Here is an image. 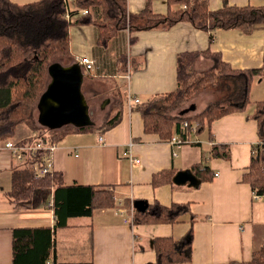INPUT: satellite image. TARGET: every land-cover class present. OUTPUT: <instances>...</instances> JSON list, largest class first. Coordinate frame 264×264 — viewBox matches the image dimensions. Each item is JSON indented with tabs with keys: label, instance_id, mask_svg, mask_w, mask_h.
Returning a JSON list of instances; mask_svg holds the SVG:
<instances>
[{
	"label": "crops",
	"instance_id": "crops-1",
	"mask_svg": "<svg viewBox=\"0 0 264 264\" xmlns=\"http://www.w3.org/2000/svg\"><path fill=\"white\" fill-rule=\"evenodd\" d=\"M12 1L28 3L38 0ZM148 1L127 0L128 10L138 13ZM150 1L156 13L168 12L167 0ZM227 1L237 5L264 4V0ZM208 2L209 8L214 10L220 8L224 0ZM70 32L73 55L90 56L97 65L93 73L83 68L84 75L90 79L88 83L83 82L82 88L90 100L92 116V108L103 109L108 103L106 100H109L108 112L98 123L103 124L108 116L116 112L117 108L113 106L115 90H119L123 97L122 115L116 125L104 132L99 125L96 126L97 121L93 118L96 124L91 129L70 131L57 140L52 170L62 174L65 185L111 186L115 204L94 209L90 217L71 218L70 226L57 232L50 261L54 263V254L56 264H236L252 259L254 248L264 244V196L254 198L251 184L243 180L249 169L253 145L259 141V124L252 117L255 103L229 112L201 130L192 131L191 142L174 145L169 142L170 137L164 139L145 130L142 114L137 105L129 103V95L144 102L155 94L174 91L177 88V56L183 51L210 48L220 52L223 59L235 68L262 66L261 61H240L239 55L232 50H252L256 47L254 42L264 47V25L257 24L250 30L217 29L212 43L209 32L189 21H180L169 28L133 33L122 29L104 48L95 45L98 30L93 24L73 25ZM131 36H136L133 44L129 42ZM112 45L119 50L116 57L111 52L106 53ZM127 45V63L122 64L119 56ZM224 49L229 53H225ZM212 64L208 56L200 55L194 69L203 72ZM128 73L131 74L129 80L125 78ZM99 83L106 88L94 85ZM95 102H100L99 106H93ZM191 105L194 108L188 113L194 115L192 112L196 104L191 103L185 108ZM26 127V124L18 126L15 141L35 134ZM175 133L178 134L174 131L172 136ZM99 134L105 136L104 143L98 142ZM213 143L229 144L230 158L211 156ZM128 148L140 158V163L132 166L130 158L124 155ZM19 163L10 149H0V264H14L15 227L54 223L52 189L36 191L35 196L25 203L14 201L9 195L13 168ZM195 164H208L216 175L204 181L197 176L199 183L196 186L189 182H168L157 186L152 183L156 172L170 168L176 172L190 170ZM136 200L150 204L159 201L164 205L188 203L190 212L185 214L183 221L176 223L136 224L130 216L131 208L137 209ZM79 219L81 221L76 222ZM191 227L192 259L159 263L154 238L169 236L181 239ZM71 255L78 260H67Z\"/></svg>",
	"mask_w": 264,
	"mask_h": 264
},
{
	"label": "trees",
	"instance_id": "trees-1",
	"mask_svg": "<svg viewBox=\"0 0 264 264\" xmlns=\"http://www.w3.org/2000/svg\"><path fill=\"white\" fill-rule=\"evenodd\" d=\"M167 1L168 12L159 14L153 10L150 0L138 13L128 10L127 0H38L28 3L0 0V140L13 138L20 124H26L35 134L17 142L33 144L39 140L57 141L70 131H84L96 124L84 127L70 124L62 128H50L38 122V101L50 80L48 66L55 61H75L71 52L70 30L73 25L93 24L98 30L97 44L103 47H107L122 29L133 33L153 28H169L180 21H189L197 28L209 32L211 43L217 29L250 30L256 24L264 25V4L237 5L224 0L220 8L213 10L209 8L208 0ZM83 9H88L89 12L80 14ZM68 12L73 19L66 18ZM135 41L136 36H131L130 44ZM200 55L210 56L214 63L210 69L197 76L194 65ZM119 61L127 63V55L120 54ZM263 74L264 64L254 68H235L223 59L220 52L210 48L205 51H183L177 56V88L172 92L155 94L144 102H132L131 105H137L147 132L157 133L164 139L171 138L174 131L183 136L185 133L181 124L185 121L190 125L197 122L198 131L229 112L244 109L249 103L251 81ZM206 81L211 85L231 83L234 97L225 96L212 101L209 108L198 115H189L184 111L186 108L174 114L176 109L191 100L193 93ZM122 103L121 92L115 90L113 106L117 110L100 124L103 132L120 121ZM191 107L192 105L188 109ZM35 110L37 121L33 117ZM252 117L259 124V141L253 145L251 162L243 180L251 184L255 193L264 196V99L255 102ZM191 130L192 126L188 132ZM44 155L43 150L27 153L25 160L13 168L9 195L14 201L25 203L35 196L36 191L52 189L54 223L13 229L14 264H48L56 245L57 232L69 227L71 218L90 217L94 209L112 207L115 204V193L111 186L65 185L60 172L37 177L32 166L36 162H42ZM210 155L230 158L229 144L213 143ZM191 169L202 181L211 180L216 175L208 164H195ZM177 173L174 168L156 172L152 183L155 186L172 183ZM188 212V203L173 202L164 205L156 201L147 203L144 210L136 209L132 222L176 223L183 221ZM191 220H194L193 216ZM192 240V227L181 239L155 237L157 261H190ZM54 263L56 264V254ZM54 263L52 261L50 264ZM236 264H264V244L254 248L252 259Z\"/></svg>",
	"mask_w": 264,
	"mask_h": 264
},
{
	"label": "water",
	"instance_id": "water-1",
	"mask_svg": "<svg viewBox=\"0 0 264 264\" xmlns=\"http://www.w3.org/2000/svg\"><path fill=\"white\" fill-rule=\"evenodd\" d=\"M50 80L38 101V122L50 128L66 125L84 127L95 124L88 99L83 91L84 72L82 66L74 62L64 65L60 61L48 66ZM109 100H106V102ZM194 106L191 107L193 109ZM188 113L189 109L184 110ZM174 182H189L196 186L199 179L192 170L179 171ZM137 209L144 210L147 202L136 200Z\"/></svg>",
	"mask_w": 264,
	"mask_h": 264
},
{
	"label": "rangeland",
	"instance_id": "rangeland-1",
	"mask_svg": "<svg viewBox=\"0 0 264 264\" xmlns=\"http://www.w3.org/2000/svg\"><path fill=\"white\" fill-rule=\"evenodd\" d=\"M80 14H82V13H80ZM73 22H75V21L73 20ZM252 38L255 39L256 37L255 36H252ZM254 43H255V46L256 47L254 49H252V50H249L248 48H245V51L242 49L241 52H238L236 49H234L232 51L235 54L239 55L240 61H244V59H246V60L247 59L248 60L250 59L249 62L251 61L252 63H257V61H261L259 63H262L263 62L262 63V65H263L264 64V47L261 44H258V42H254ZM95 45L96 46H99L97 43H95ZM103 50H106V49H103ZM107 52H111L112 55H114L113 57H116L115 55H117V53H119V50L118 49H114L113 48V45H112V46H110V49H107L106 50V53ZM125 52L127 54L129 52L128 51V45H127V48H125V50H124L123 53H125ZM224 52L228 54L229 53V50L224 49ZM206 56H208V55H206ZM208 57L210 58V56H208ZM75 59H76V56H75ZM74 62H75L74 60H71L69 62H68V60H65V61H63V63L62 62L61 63L64 64V65H69V64H72ZM210 63L211 64L214 63V61H212L211 58H210ZM95 64H96V62H95ZM208 69H210V68H208ZM208 69H206V70H208ZM200 72H197L196 71V73H198L196 75L197 76H200L201 75ZM84 78H85L84 79L85 83H88L89 82L88 80H90V79H88L89 77H87V75H84ZM207 82L208 81H206L205 83H203L202 84V87L197 92L193 93L194 95L192 96V98H191L190 101H188L184 105L180 106L173 113L174 114H177V113H179V111L181 109L187 107L191 103H194V104H196V109L192 113H194V115H198L201 112H203L206 109H208L209 108V104L212 101L220 100V99H222L225 96L226 97H234V89H233L231 83L224 85L222 82H220L218 85H216V84L211 85V84H207ZM94 85L97 86V88L98 87L99 88H103V87L106 88L103 83L94 84ZM87 86L88 85H86V87ZM102 98H104V96ZM102 98H100V100ZM261 99H264V74L262 76H257L256 78L254 77V79L251 81L250 88H249V103L248 104H253L257 100H261ZM99 103L100 102H95L93 104V106L94 105H98L99 106ZM108 107H109V102L104 106L103 109H100L99 107H95V106L92 108V110H93V118L97 121V125L96 126H98V125L100 126L99 123H101L103 121L104 117L106 116V114L108 112V110H107ZM190 113H188V114L189 115H193V114H190ZM33 117L36 120V118H37V111L36 110L34 111V116ZM36 125H37V122H36ZM26 128L28 129V127H26ZM20 130H22V129H20ZM13 139L16 140V137H13ZM23 139H19L18 141L23 140ZM79 221H81V219L76 220V222H79ZM71 259H73L75 261V260H78V257H75V256L71 255V256L68 257L67 260H71Z\"/></svg>",
	"mask_w": 264,
	"mask_h": 264
},
{
	"label": "built area",
	"instance_id": "built-area-1",
	"mask_svg": "<svg viewBox=\"0 0 264 264\" xmlns=\"http://www.w3.org/2000/svg\"><path fill=\"white\" fill-rule=\"evenodd\" d=\"M88 12H89L88 9H83L81 10L80 13L86 14ZM66 18L73 19L71 13L69 12L66 14ZM75 62L79 63L82 66V68H84L87 72L93 73L97 69L95 60L87 55L86 56H76ZM130 77H131L130 73L125 75V78L128 80L130 79ZM139 101H140L139 98L129 95V103L139 102ZM190 126H192L191 131H196L198 127V123L194 122L192 123V125H190L189 122L187 121L183 122V124H181V128L184 131L185 135L182 136L178 132V134H174L173 136H171V138L169 139V142L174 145H182V144L191 142V139H190L191 131L190 133L188 132ZM98 142L100 143L105 142V136L103 134L98 135ZM131 145L132 144H130V146ZM57 146H58L57 141L46 142V141L39 140L38 142L33 144V143H23V142L19 143L15 141L12 137H7V138L0 140V149H3V148L10 149L15 155V157L17 158V160H19V162L25 160L27 153H35L37 150H43L45 152L44 160L42 162H36L32 166L37 177H43L48 173L49 174L53 173V170H52L53 153L56 150ZM174 154H176V152ZM124 155L130 158L132 166L141 162L140 158H137L134 156L131 148H128L124 152ZM260 197H261L260 195L254 192V198L258 199ZM122 210H125V209L122 208ZM134 211L135 210L132 207L131 213H130L132 220L134 216ZM50 263L51 261H48V264Z\"/></svg>",
	"mask_w": 264,
	"mask_h": 264
}]
</instances>
